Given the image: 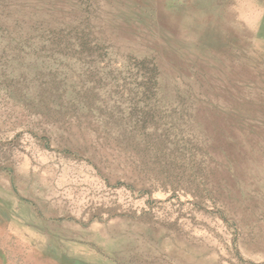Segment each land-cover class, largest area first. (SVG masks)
I'll return each mask as SVG.
<instances>
[{
    "label": "rangeland",
    "instance_id": "1",
    "mask_svg": "<svg viewBox=\"0 0 264 264\" xmlns=\"http://www.w3.org/2000/svg\"><path fill=\"white\" fill-rule=\"evenodd\" d=\"M0 264H264V0H0Z\"/></svg>",
    "mask_w": 264,
    "mask_h": 264
}]
</instances>
